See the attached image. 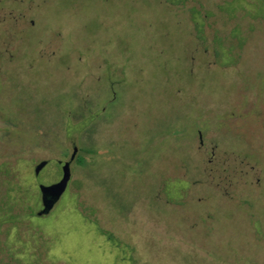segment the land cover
Returning <instances> with one entry per match:
<instances>
[{
    "label": "rangeland",
    "instance_id": "1",
    "mask_svg": "<svg viewBox=\"0 0 264 264\" xmlns=\"http://www.w3.org/2000/svg\"><path fill=\"white\" fill-rule=\"evenodd\" d=\"M11 187L0 264H264V0H0Z\"/></svg>",
    "mask_w": 264,
    "mask_h": 264
},
{
    "label": "water",
    "instance_id": "2",
    "mask_svg": "<svg viewBox=\"0 0 264 264\" xmlns=\"http://www.w3.org/2000/svg\"><path fill=\"white\" fill-rule=\"evenodd\" d=\"M77 151L78 147L75 146L70 159L64 162L62 166V177L57 182L51 184H39L42 208L38 211V215L48 214L67 189L71 177L70 164L75 159ZM47 163V160L40 161L35 166V174L38 175Z\"/></svg>",
    "mask_w": 264,
    "mask_h": 264
},
{
    "label": "trees",
    "instance_id": "3",
    "mask_svg": "<svg viewBox=\"0 0 264 264\" xmlns=\"http://www.w3.org/2000/svg\"><path fill=\"white\" fill-rule=\"evenodd\" d=\"M180 2H185V0H180ZM73 161H76V162H79V163H84L85 161L83 160V158L79 155L75 157V159ZM5 165V163H4ZM4 173V172H3ZM15 191V188L11 187L9 190L7 189L6 190V193H5V196H4V199L5 200V206L2 207V209H0V212H2L3 214L4 213H11V209L13 208L14 204L18 201L19 204L23 205L24 206V199H22L21 197L20 198H16V197H11V193H13ZM21 191L23 194H25V196H28L27 195V190L25 191V188H21ZM9 194V195H8ZM25 208V207H24ZM31 208V207H30ZM12 214V213H11ZM8 220V219H7ZM107 235V234H106ZM108 238L112 239V236L111 235H108Z\"/></svg>",
    "mask_w": 264,
    "mask_h": 264
},
{
    "label": "flooded vegetation",
    "instance_id": "4",
    "mask_svg": "<svg viewBox=\"0 0 264 264\" xmlns=\"http://www.w3.org/2000/svg\"><path fill=\"white\" fill-rule=\"evenodd\" d=\"M63 164H64L63 162L60 164L61 165V168H62Z\"/></svg>",
    "mask_w": 264,
    "mask_h": 264
}]
</instances>
